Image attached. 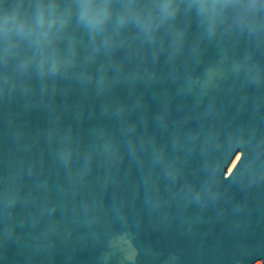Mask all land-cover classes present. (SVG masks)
Here are the masks:
<instances>
[{
    "label": "water",
    "instance_id": "95a60500",
    "mask_svg": "<svg viewBox=\"0 0 264 264\" xmlns=\"http://www.w3.org/2000/svg\"><path fill=\"white\" fill-rule=\"evenodd\" d=\"M71 7L0 0V264H264V33Z\"/></svg>",
    "mask_w": 264,
    "mask_h": 264
},
{
    "label": "snow or ice",
    "instance_id": "6c2138e0",
    "mask_svg": "<svg viewBox=\"0 0 264 264\" xmlns=\"http://www.w3.org/2000/svg\"><path fill=\"white\" fill-rule=\"evenodd\" d=\"M40 4L41 12L37 20L41 32L35 39H31V33H28V38L31 46L37 50V54L41 55L46 47H51L50 33L43 31V11L46 8H63L65 15L61 17V22L66 21L69 26L73 5L80 25H86L97 32L104 30L111 23L115 14L113 12L115 4L123 6L118 17L119 27L124 28L134 23L145 32L159 31L162 27L142 19V16H151L152 10L160 12L165 20L173 23L181 17L185 20L190 19L195 10L196 17L207 23L209 35H215L217 27L226 19L225 13L228 8L242 5L243 7L233 18V24L242 31L264 33V22L250 23L253 14L258 11L264 13V0H40ZM231 174L229 170L227 175L231 176Z\"/></svg>",
    "mask_w": 264,
    "mask_h": 264
}]
</instances>
